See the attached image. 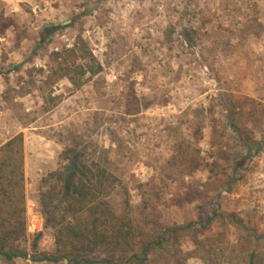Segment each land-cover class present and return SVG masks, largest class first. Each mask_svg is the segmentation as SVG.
Returning a JSON list of instances; mask_svg holds the SVG:
<instances>
[{
  "label": "rangeland",
  "instance_id": "rangeland-1",
  "mask_svg": "<svg viewBox=\"0 0 264 264\" xmlns=\"http://www.w3.org/2000/svg\"><path fill=\"white\" fill-rule=\"evenodd\" d=\"M73 47L102 68L74 75L79 89L52 57ZM0 75V143L24 139L28 236L15 244L28 257L5 264H67L38 200L48 173L79 161L115 176L103 196L116 216L162 237L146 264H225L222 250L246 264L228 216L264 234V0H0ZM233 122L262 143L249 162Z\"/></svg>",
  "mask_w": 264,
  "mask_h": 264
},
{
  "label": "trees",
  "instance_id": "trees-1",
  "mask_svg": "<svg viewBox=\"0 0 264 264\" xmlns=\"http://www.w3.org/2000/svg\"><path fill=\"white\" fill-rule=\"evenodd\" d=\"M60 28L57 25L46 27L43 30L45 37L52 36ZM75 53L76 49L73 47L60 53L54 52L52 57L56 62L60 61L57 63L59 72H62L59 78H66L74 89H79L82 83L74 75L80 78L86 74L95 77L102 68L94 63L90 52L85 51L81 56H76ZM71 58L74 60L68 66ZM76 58L80 61L87 58L90 65L75 66ZM232 127L240 136L246 151L243 160L249 162L262 151V143L253 141L248 136L241 138L243 131L235 128V122ZM69 152L70 150L64 151L60 159L68 160ZM240 167L239 163L236 164V169ZM65 170V167L59 168L45 176L43 183L46 189L38 200L45 226L54 230V244L61 258L67 264L84 262L85 256L100 252L110 261H114L116 257L118 262L130 258L135 259L137 264H146L152 247H161L163 239L134 227L129 215L118 217L113 213L103 194L105 186L117 181L115 176L104 168H92L80 161L72 164L69 173ZM228 218L229 222L240 229V242L252 248L246 264H264V252L254 250V244H264V234L249 229L233 215ZM190 227L176 228L170 232L178 234ZM38 237L39 235L35 240ZM27 240L24 139L19 133L0 146V258L6 263L17 258L26 259L28 256L25 250L17 249L15 244L25 243ZM203 244V241L198 242L196 249ZM35 247L34 244L33 248ZM222 251L221 257L223 260L227 259L225 264H234L232 255L227 258L225 251ZM44 259L46 258H34L32 261L41 262Z\"/></svg>",
  "mask_w": 264,
  "mask_h": 264
},
{
  "label": "crops",
  "instance_id": "crops-1",
  "mask_svg": "<svg viewBox=\"0 0 264 264\" xmlns=\"http://www.w3.org/2000/svg\"><path fill=\"white\" fill-rule=\"evenodd\" d=\"M6 89V82L4 81V77L2 75H0V94L3 93V91ZM17 135V134H16ZM15 135H12L11 137H9L8 139H6L5 141H3L2 143H0V146L3 145L5 142H7L10 138H12ZM2 261V263H1ZM0 264H5V261L0 258Z\"/></svg>",
  "mask_w": 264,
  "mask_h": 264
},
{
  "label": "water",
  "instance_id": "water-1",
  "mask_svg": "<svg viewBox=\"0 0 264 264\" xmlns=\"http://www.w3.org/2000/svg\"><path fill=\"white\" fill-rule=\"evenodd\" d=\"M66 24H68V22L62 23L61 26H65ZM53 25L56 26L57 24H53Z\"/></svg>",
  "mask_w": 264,
  "mask_h": 264
},
{
  "label": "built area",
  "instance_id": "built-area-1",
  "mask_svg": "<svg viewBox=\"0 0 264 264\" xmlns=\"http://www.w3.org/2000/svg\"><path fill=\"white\" fill-rule=\"evenodd\" d=\"M31 227L33 228V229H35V225L32 223V225H31Z\"/></svg>",
  "mask_w": 264,
  "mask_h": 264
}]
</instances>
